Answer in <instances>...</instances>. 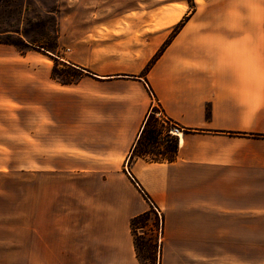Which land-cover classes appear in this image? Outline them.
I'll list each match as a JSON object with an SVG mask.
<instances>
[{"label": "crops", "instance_id": "1", "mask_svg": "<svg viewBox=\"0 0 264 264\" xmlns=\"http://www.w3.org/2000/svg\"><path fill=\"white\" fill-rule=\"evenodd\" d=\"M89 1V30L102 34L58 57L83 71L75 83L53 78L34 44L0 42V128L35 131L34 167L19 170L34 175L20 255L264 264V0H106L104 17L103 0ZM155 104L182 129L170 160L132 157ZM152 205L162 236L143 262L131 219Z\"/></svg>", "mask_w": 264, "mask_h": 264}, {"label": "rangeland", "instance_id": "2", "mask_svg": "<svg viewBox=\"0 0 264 264\" xmlns=\"http://www.w3.org/2000/svg\"><path fill=\"white\" fill-rule=\"evenodd\" d=\"M182 1L189 7L192 5V0ZM201 1L198 0L199 3ZM89 2V0H0V42L25 52L31 46L25 45L24 42L32 41L35 43L34 48L42 54L44 65H50L51 75L53 68L57 66L58 72L54 74L56 80L73 81L79 73L78 68L58 57L71 60L68 54L78 40L85 36L90 38L89 40H97L96 35L102 34L99 30L98 32L89 30L90 14L95 8L89 7L87 5ZM108 2L101 1L103 6L99 12L102 17L106 16V10L110 6ZM116 2L120 3V1ZM201 4L204 6L205 0ZM179 17L180 14L174 16L172 22H176ZM174 31L172 29V35ZM83 55L84 52L81 51L79 56ZM158 106L155 105L156 111L161 109ZM26 119L29 121L33 117L27 115ZM154 126L155 129L152 130L154 137L151 138L149 130ZM175 126L182 131L178 125L169 122L163 113H155L136 154H142L147 149L150 151L145 153L148 157L166 156L165 151L173 145L174 137L172 133L168 135V131L169 128L173 130ZM34 134V129L28 127L0 128V140L10 138L11 141V143L0 141V264L30 262V255L21 256L19 253V232L20 228L25 226L24 217L30 216L32 209L20 202L33 198V188H29V185L33 186L34 175L29 173L21 177L19 170L25 165L34 167ZM47 134L49 133H45L44 130L42 135ZM49 146L44 143L39 145L43 150L48 149ZM152 211L148 219L137 221L133 225L139 257L142 260L148 259L150 254L155 256L157 248L158 234L153 230L160 227L156 226L157 213L154 209ZM261 228L256 230L252 228L253 235L259 232L262 234ZM252 247H262V244L252 242Z\"/></svg>", "mask_w": 264, "mask_h": 264}, {"label": "trees", "instance_id": "3", "mask_svg": "<svg viewBox=\"0 0 264 264\" xmlns=\"http://www.w3.org/2000/svg\"><path fill=\"white\" fill-rule=\"evenodd\" d=\"M23 42H24V41H23ZM24 44L27 45V46H31V44H35V43H33L32 41H30V43H29V41H28V43H27V42H24ZM78 70H79V73L77 74V78H76L75 80L70 81V80L62 79L60 82H62V83H64V84H69V83H75V82H77V81L79 80V78H81V76H82V74H83V71H82L81 69H78ZM57 72H58V69H57V66H55V67L53 68V72H52V77H53V78H55L54 74L57 73ZM155 108H156L155 106L152 107V110L150 111V113L148 114V116H147V118H146L145 124H144V126H143V128H142V130H141L140 136H139V138H138V140H137V142H136V145H135V147H134L133 155L136 154V153L138 152V147H139V145L141 144V142H142V140H143V137L147 134V132H148V130H149V126L151 125V123H152V119H154V115H155V113H156V109H155ZM167 120H168V119H167ZM168 121H169V120H168ZM169 122H170V121H169ZM171 123H172V122H171ZM173 124H174V123H173ZM154 129H155V126L152 127V128L149 130V137H151V138L154 137V131H152V130H154ZM169 133H170V128H169V131H168V135H169ZM172 140H173V145L170 147V149H168V150L165 151L166 156H164V157H162V158H158V157H150L149 159H150V160H162V159H168V160H170V159H172V158L175 156V154H176V152H177V147H178L176 136H174ZM145 153H150V151L147 150V149H145L144 152H143L142 154H137V155H145ZM152 209L155 210V208L153 207V205H152V207H151L149 210H146L145 212H143V213H141V214H139V215H136L135 217H133V218L131 219V226H132V231H133V233H134V230H133V225H134V223H136L137 221H140V220L148 219V218L150 217V214L153 213ZM155 211H156V210H155ZM156 213H157V211H156ZM161 223H162V225H163V215L161 214V218H160L159 215H158V213H157L156 226H157V227H158V226L160 227V224H161ZM158 230H159V229H154L153 231H154V232H157V234H158ZM134 237H135V244H136V248H137V252H138V244H137V242H136V236H135V234H134ZM156 245H157V248H156V252H155V254H154L155 256H153L152 254H150V256H149L148 259H144V260H142V259L139 257L140 260L143 261V262H155V261H156V258H157V251H158L159 243H157ZM138 256H139V252H138Z\"/></svg>", "mask_w": 264, "mask_h": 264}, {"label": "built area", "instance_id": "4", "mask_svg": "<svg viewBox=\"0 0 264 264\" xmlns=\"http://www.w3.org/2000/svg\"><path fill=\"white\" fill-rule=\"evenodd\" d=\"M155 105H157V104H155ZM159 107V106H158ZM160 113H162V110L161 109H159V111H156V114H160ZM180 129L178 128V127H174V129L172 130H170V133H172V134H174L173 133V131H179ZM153 207L155 208V210L157 211V213H158V215L159 216H161V212L153 205ZM159 233H158V242L160 243V241H161V236H162V223L160 224V228H159V231H158Z\"/></svg>", "mask_w": 264, "mask_h": 264}, {"label": "bare ground", "instance_id": "5", "mask_svg": "<svg viewBox=\"0 0 264 264\" xmlns=\"http://www.w3.org/2000/svg\"><path fill=\"white\" fill-rule=\"evenodd\" d=\"M173 133L176 134V135H180L181 131L180 130L179 131H173Z\"/></svg>", "mask_w": 264, "mask_h": 264}]
</instances>
